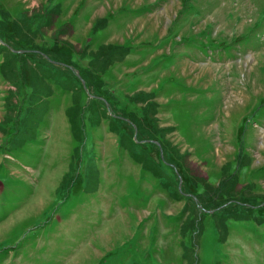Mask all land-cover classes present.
I'll list each match as a JSON object with an SVG mask.
<instances>
[{
  "label": "rangeland",
  "instance_id": "374dc122",
  "mask_svg": "<svg viewBox=\"0 0 264 264\" xmlns=\"http://www.w3.org/2000/svg\"><path fill=\"white\" fill-rule=\"evenodd\" d=\"M2 9L28 46L71 47L80 65L100 44L111 60L127 48L100 74L112 111L148 110L149 98L125 94L153 92L156 126L176 154L134 126L120 135L107 117L91 125L85 114L78 141L63 111L71 81L30 102L0 75V264H264V0H0ZM129 150L158 159L169 180ZM190 176L205 178L212 195L228 187L217 208L259 202L237 206L243 217L212 214L171 195ZM198 209L199 232L187 223Z\"/></svg>",
  "mask_w": 264,
  "mask_h": 264
},
{
  "label": "trees",
  "instance_id": "16d2710c",
  "mask_svg": "<svg viewBox=\"0 0 264 264\" xmlns=\"http://www.w3.org/2000/svg\"><path fill=\"white\" fill-rule=\"evenodd\" d=\"M0 12L5 15L2 24L0 22V29H3L2 32L0 31V53L2 52V59H0L1 77L7 80L10 84L16 85V89L19 93L23 91L22 89H24L25 96L24 94L22 96L30 102L34 100H47L48 96L54 92V87L61 86V88H65L68 86V82L71 81L73 83V86L70 89L71 101L64 108V113L68 121L70 134L73 138L80 141L83 137L84 114L88 117V123L91 125H97L102 118L107 117L113 122V124L116 123L119 125L116 129L114 125L110 123V128L118 131L120 135L127 133L125 124H128L130 129H134V126L137 130H141L146 133V138H150L149 140H151V144L160 146L162 151L166 150L164 153L169 156V159L172 157V154H176L174 152L175 149L173 146H170L168 141L165 139V136L162 133V128L156 126V117L153 114L156 112V106L158 103L151 99L154 96L153 92L140 91V93L137 92V94H125V98L130 102L138 101L143 95L145 96V99L146 97L149 98L151 107L148 110H145L144 107H141V112L139 114H135L134 112L130 111L127 114L122 113V117L118 116L117 113L112 111L111 106H114L112 99H115V95L110 91L108 92L107 88L104 86V80L100 77V74L114 60H111L109 53H107V55L104 54L105 50H103V48H106L108 44H100L94 50H90L87 63L85 65H80L72 58L71 47H68L69 49H61L56 47V44L53 43L47 45L33 43L31 46H28L27 44L31 43V39L28 36H19V33L21 32V26L17 25L15 21L16 19H8L6 17V10L2 9ZM7 24L10 25V31H7L6 29ZM91 29L94 30V27ZM13 32L17 33L16 40H14L15 34ZM7 36L13 40V48L15 50H12V45L8 42V39L6 38ZM19 49H22V51H19ZM127 50L128 49L125 48L124 51L120 52L116 59H121ZM46 54L49 58L54 60L46 58ZM84 55L85 53L82 54L78 52V57H84ZM20 61L25 63V65H30V67L27 66L30 70L25 71L23 68L19 67L17 62ZM62 63L66 66L67 71L58 68V64ZM75 69L78 70L79 75L84 79V84L81 83L80 77L75 75ZM5 99L8 98L5 96ZM109 107L111 108V112H107ZM85 110H87L86 113ZM147 112H150L151 116H147ZM132 142L135 141L132 139ZM135 144L140 147L139 149L141 151L146 148V146L143 145L144 142ZM157 150L159 151V148ZM129 151L135 160L141 162L142 166H145V168L151 170L152 173L158 177L159 181H161L160 172L165 175L166 180H169L167 174H165L163 171L157 170L159 161L158 159L156 160L153 158V160L149 162L148 158H144L142 154H137L132 150ZM164 159L168 161L172 167L173 165L171 163L178 164V162L175 160L171 161L168 158ZM243 159L241 157L235 158V167L237 170L241 164L249 162L248 155H245V159ZM178 171L183 180L185 168L184 170L179 168ZM175 181L176 180H174V182ZM183 183L185 185H180V188H176L174 192L171 191V195L173 197L188 198L191 201L195 200V203H199L206 209H214L213 211H210L212 214L217 211L218 214L219 212L225 213L226 217L230 215L234 218L243 217L245 214L241 213V211L239 212L237 206L248 207V209H251L256 205L255 203L259 202V200L254 199L255 197L250 198V201L244 198L246 202L249 201L251 204L245 202L241 203L239 201H231L217 208L219 204L229 199L228 187H225L223 191L213 190L212 192L214 195H212L207 190L209 184L205 178L198 176H190L189 178L185 177V182ZM222 183H224V179H221L217 186L222 187ZM163 184L164 187H166L165 181ZM195 187H201L202 190L197 191L195 190ZM252 196L255 195L252 194ZM251 199H254L253 203ZM263 200L264 198L261 201ZM260 206H264V203H262ZM194 208L192 206L191 209L193 210ZM198 211L199 212L196 210L194 211L196 212L197 217H189L187 220V223L190 222V227L191 225H194L197 232H199L201 229V216L206 210L198 209ZM226 217H218L217 224L220 227V231L222 230L226 232V224L224 221Z\"/></svg>",
  "mask_w": 264,
  "mask_h": 264
},
{
  "label": "crops",
  "instance_id": "0c3cea01",
  "mask_svg": "<svg viewBox=\"0 0 264 264\" xmlns=\"http://www.w3.org/2000/svg\"><path fill=\"white\" fill-rule=\"evenodd\" d=\"M105 12H106V11L103 10V13H105ZM84 27H86V26H84ZM88 30H89V27L87 28V32H88ZM87 32H86V33H87ZM82 33H84V32H82ZM65 107H66V106H65ZM65 107H63V111H64V108H65ZM99 124H100V123H99ZM109 138H110V137H109Z\"/></svg>",
  "mask_w": 264,
  "mask_h": 264
},
{
  "label": "water",
  "instance_id": "95a60500",
  "mask_svg": "<svg viewBox=\"0 0 264 264\" xmlns=\"http://www.w3.org/2000/svg\"><path fill=\"white\" fill-rule=\"evenodd\" d=\"M75 73H76L77 76H79V74L77 73L76 70H75ZM80 81H81L82 84L84 83L82 78H80Z\"/></svg>",
  "mask_w": 264,
  "mask_h": 264
}]
</instances>
